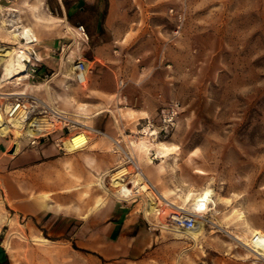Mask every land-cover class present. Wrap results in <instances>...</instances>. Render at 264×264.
<instances>
[{
	"label": "rangeland",
	"instance_id": "rangeland-1",
	"mask_svg": "<svg viewBox=\"0 0 264 264\" xmlns=\"http://www.w3.org/2000/svg\"><path fill=\"white\" fill-rule=\"evenodd\" d=\"M61 1L66 7L73 0ZM59 2L13 4L41 43L74 42L70 49L76 53L68 59L89 61L85 82L68 85L65 76H54L46 100L120 145L90 133L84 147H64L68 154L89 151L95 140H105L92 150L100 154L98 163L110 165L103 184L111 193L98 185L99 174L87 182L78 175L77 202L90 193L94 202L98 195L109 202L118 196L140 210L138 198L127 199L140 172L180 205L185 192L209 187L215 192L214 209L206 212L197 237L169 227L158 232L184 240V264H264V256L241 242L254 229L264 231V0H79L86 8L101 6L93 18L96 33L85 30L87 39L67 31ZM0 37L15 40L10 33ZM21 83L4 82L0 90L30 91L31 81ZM60 135L61 141L68 139L57 131L45 142L55 144ZM42 142L23 150L40 149ZM125 153L140 167L137 173ZM113 173L126 188L113 184ZM38 227L2 217L6 260L0 264H102L80 253L74 241L55 240ZM165 252L174 250L166 247Z\"/></svg>",
	"mask_w": 264,
	"mask_h": 264
},
{
	"label": "crops",
	"instance_id": "crops-1",
	"mask_svg": "<svg viewBox=\"0 0 264 264\" xmlns=\"http://www.w3.org/2000/svg\"><path fill=\"white\" fill-rule=\"evenodd\" d=\"M16 1L8 4L7 0H0V3L14 7ZM59 1L60 20L73 30L72 35H78L76 26L81 24L94 36L93 18L101 11L99 2L90 9L80 6L79 0L69 2L66 7ZM62 44L61 41L41 43L38 39L39 73L52 71L54 76L67 75L65 55L69 58L70 53L76 52L70 49L74 45L71 42L66 52H57L59 57L55 58L53 53ZM49 82L35 86L28 83L27 87L40 97L50 99ZM66 87L65 83L63 88ZM116 123L117 120L115 126ZM46 140L49 137L43 140L40 149L29 151L19 147L17 152H10L11 141L0 135V219L37 224L50 238L74 241L80 253L95 256L102 264H171L173 258L176 264H184V240L150 227L139 210L123 203L122 197L114 196L118 199L109 202L105 196L98 195L97 198H103L98 204L90 193L77 202L76 176L79 175L81 182H87L95 174L108 172L109 163H98L100 154L92 150L97 148L95 144L99 148L105 140L99 138L91 150L71 154L57 147L56 141L54 144ZM166 247L174 253L166 255Z\"/></svg>",
	"mask_w": 264,
	"mask_h": 264
},
{
	"label": "built area",
	"instance_id": "built-area-1",
	"mask_svg": "<svg viewBox=\"0 0 264 264\" xmlns=\"http://www.w3.org/2000/svg\"><path fill=\"white\" fill-rule=\"evenodd\" d=\"M11 0H7L10 4ZM17 9L11 5H4L0 3V33L14 34L12 40H7L0 37V56L9 48L16 47L22 53L21 61L25 64V70L22 78L13 76L7 83L13 85H23L22 80L31 81L35 86L36 82L47 84L55 72L47 71L45 73L38 72V64L41 57L36 52V45L38 39L36 37H28L22 31V23L18 17ZM78 35L84 39L88 38L83 25L76 26ZM67 31L72 34V29L67 28ZM67 48V44L63 43L59 49V53ZM55 50H52L54 52ZM65 60L71 64L70 70L65 76L68 81L83 83L86 81L87 74L90 71L89 61L84 58L68 59V54L65 55ZM0 62V67L2 66ZM2 74V73H1ZM1 76V75H0ZM123 81H120V85ZM2 88V87H1ZM76 115L70 113L53 102H50L34 91L23 89H2L0 90V135L11 141V148L16 144L19 147L36 148L43 140L47 139L51 134L57 131H64L67 133L68 139L73 138L78 134L89 137L90 133L102 134L108 136L117 146H119V139L107 135L104 131L94 126H90L78 120ZM63 135L56 139V144L64 149ZM61 141V142H60ZM62 143V144H60ZM86 145V141L80 143L75 148H82ZM122 149V148H121ZM125 152V151H124ZM127 161L136 169V173L140 170L138 164L128 156ZM145 188H142V184ZM133 188V196L129 195L127 199L138 198L141 203L139 212L146 220L150 227L157 229L178 228L184 232H194L197 229V219L205 221V213L195 214L187 208H182L180 204H176L168 198H164L157 190L153 183L148 178H143L142 183H139ZM126 200V199H123ZM154 203L152 211H148L147 206L149 202ZM158 220H155V219Z\"/></svg>",
	"mask_w": 264,
	"mask_h": 264
},
{
	"label": "bare ground",
	"instance_id": "bare-ground-1",
	"mask_svg": "<svg viewBox=\"0 0 264 264\" xmlns=\"http://www.w3.org/2000/svg\"><path fill=\"white\" fill-rule=\"evenodd\" d=\"M35 9H36L35 11L38 10V15H39V7L35 6ZM22 31H23L24 35H26L28 37H33V36L36 37L34 30L31 29L30 27H28L27 25L22 26ZM21 55H22V53L20 52V50L16 47H13L12 49L9 48L5 53H3L0 56V62L3 61V63H2V74L0 76V88L4 85V82L10 81L13 76H15L17 78H22L23 72L25 70V64L23 61H21V57H20ZM85 141L87 144L88 138L82 134H78L76 136H73V138L71 137V138L63 141V144H64L63 146L66 147L67 149H72V148H75L80 143L85 142ZM144 149L146 150V153H147L148 147L145 146ZM17 150H18V144H16V148H15L14 152H17ZM138 174H140V180L138 181V184H139V183H142L143 178H145V176L143 174H141V172ZM103 177H104L103 175H100L98 177L97 183L102 188H104L105 191L110 192L108 190V188H106L103 184ZM111 179L113 181V184L122 185L121 187L126 188L125 184L118 177V175L116 176L115 173H113ZM142 188H145L144 183L142 184ZM214 194H215L214 190L212 188H209V187H206V188L198 190V191H187L182 196L183 203L180 206L182 208L189 209L191 212H193L195 214H202L205 212H209L210 209L211 210L214 209V206L210 208V205L212 203H214V199H213ZM162 196L164 198H166L165 195H162ZM102 200H103V198L99 196L97 198V203L100 204L102 202ZM153 208H154V203L150 201L148 206H147V209H148V211H152ZM202 223L203 222L201 219H197V229L193 232L195 234V236H196V233L201 228ZM169 229L174 230L175 233H177V234H183L184 233V231H182L178 228H169ZM192 238L194 240V236ZM234 238H236L239 241L241 240L238 235H235ZM44 240H48V239L44 238ZM241 242L243 244H245L247 246V248H249L250 250L255 252L257 255L264 256V231H261L259 229H254L253 233L251 234V237L247 238L244 236L243 240H241ZM4 249L6 250V248H4Z\"/></svg>",
	"mask_w": 264,
	"mask_h": 264
},
{
	"label": "water",
	"instance_id": "water-1",
	"mask_svg": "<svg viewBox=\"0 0 264 264\" xmlns=\"http://www.w3.org/2000/svg\"><path fill=\"white\" fill-rule=\"evenodd\" d=\"M15 148L16 146L14 145L12 149L10 150V152H14ZM5 260H6V250L4 249V247L2 246L0 242V263L4 262Z\"/></svg>",
	"mask_w": 264,
	"mask_h": 264
}]
</instances>
